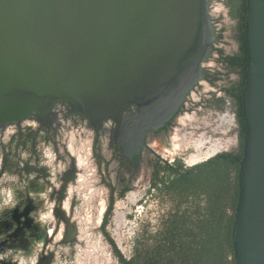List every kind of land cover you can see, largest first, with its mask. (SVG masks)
<instances>
[{
    "label": "water",
    "instance_id": "1",
    "mask_svg": "<svg viewBox=\"0 0 264 264\" xmlns=\"http://www.w3.org/2000/svg\"><path fill=\"white\" fill-rule=\"evenodd\" d=\"M248 127L235 215L238 264H264V0H249ZM208 0H0V128L56 104L92 125L129 108L141 137L203 77Z\"/></svg>",
    "mask_w": 264,
    "mask_h": 264
},
{
    "label": "flooded vegetation",
    "instance_id": "2",
    "mask_svg": "<svg viewBox=\"0 0 264 264\" xmlns=\"http://www.w3.org/2000/svg\"><path fill=\"white\" fill-rule=\"evenodd\" d=\"M226 1L208 0L213 27L224 20L213 17L216 5L229 19ZM214 33L203 77L174 116L143 137L135 107L92 125L59 103L47 117L0 128V264L143 263L166 170L194 168L240 145L239 109L226 92L240 77L210 73L214 53L221 62L224 53ZM231 36L235 49L223 56L238 51ZM205 84L210 93L195 101Z\"/></svg>",
    "mask_w": 264,
    "mask_h": 264
},
{
    "label": "trees",
    "instance_id": "3",
    "mask_svg": "<svg viewBox=\"0 0 264 264\" xmlns=\"http://www.w3.org/2000/svg\"><path fill=\"white\" fill-rule=\"evenodd\" d=\"M225 6L238 51L231 56L221 53V56L225 69L240 77L238 89L235 84L226 88L239 109L240 145L234 152L194 168L165 169L161 201L168 210L158 219L155 236H151V243L145 248L142 264H238L234 236L248 134L244 95L250 64L249 0H227ZM216 37L217 43L220 42L222 32H216Z\"/></svg>",
    "mask_w": 264,
    "mask_h": 264
},
{
    "label": "rangeland",
    "instance_id": "4",
    "mask_svg": "<svg viewBox=\"0 0 264 264\" xmlns=\"http://www.w3.org/2000/svg\"><path fill=\"white\" fill-rule=\"evenodd\" d=\"M214 15L215 16L213 17H216V15H220V16L223 15L224 17L223 21L214 24L216 32L218 31L222 32V37H223L220 44H218V47L224 50L225 55L231 54L235 49L234 48L235 43L233 42L232 36H231V22L228 18H225L226 10L224 9V6L222 3L219 5H216ZM208 69L210 70V73H216V72H220L221 74L226 73V69L223 63L220 61L219 55H217L216 53H214L212 57V61L209 64ZM208 91H211V90L205 84L203 89L199 93H197V95H195V101L197 102L200 101L201 94L202 96L207 95L205 93H210ZM166 210H168L167 205L162 204V201L159 199V202L157 201V203H155V205L153 206V212L151 213V215H149V217L152 219L154 216V218H156V224H157L158 219L160 218L162 213L166 212Z\"/></svg>",
    "mask_w": 264,
    "mask_h": 264
}]
</instances>
